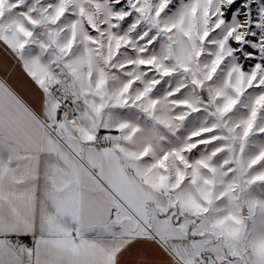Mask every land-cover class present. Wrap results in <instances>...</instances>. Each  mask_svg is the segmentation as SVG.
Returning <instances> with one entry per match:
<instances>
[{"label": "snow or ice", "instance_id": "snow-or-ice-1", "mask_svg": "<svg viewBox=\"0 0 264 264\" xmlns=\"http://www.w3.org/2000/svg\"><path fill=\"white\" fill-rule=\"evenodd\" d=\"M0 264H264V0H0Z\"/></svg>", "mask_w": 264, "mask_h": 264}, {"label": "crops", "instance_id": "crops-1", "mask_svg": "<svg viewBox=\"0 0 264 264\" xmlns=\"http://www.w3.org/2000/svg\"><path fill=\"white\" fill-rule=\"evenodd\" d=\"M3 59V56H2V54H0V60H2ZM0 74H2V73H0Z\"/></svg>", "mask_w": 264, "mask_h": 264}]
</instances>
